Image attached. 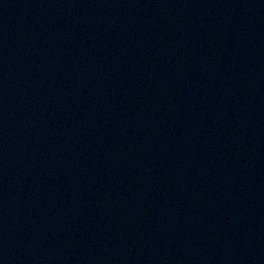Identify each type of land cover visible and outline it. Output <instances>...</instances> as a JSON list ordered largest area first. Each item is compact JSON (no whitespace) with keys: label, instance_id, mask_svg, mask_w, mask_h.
Instances as JSON below:
<instances>
[{"label":"water","instance_id":"1","mask_svg":"<svg viewBox=\"0 0 264 264\" xmlns=\"http://www.w3.org/2000/svg\"><path fill=\"white\" fill-rule=\"evenodd\" d=\"M0 264H264V0H0Z\"/></svg>","mask_w":264,"mask_h":264}]
</instances>
